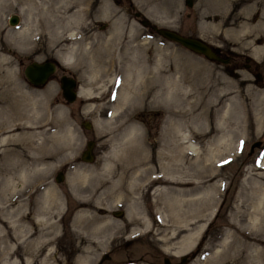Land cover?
Segmentation results:
<instances>
[{
	"label": "rangeland",
	"instance_id": "obj_1",
	"mask_svg": "<svg viewBox=\"0 0 264 264\" xmlns=\"http://www.w3.org/2000/svg\"><path fill=\"white\" fill-rule=\"evenodd\" d=\"M132 4L158 25L200 36L221 54L232 50L250 57L251 68L246 69L240 57L238 66L230 71L228 65L164 39L139 22L124 26V17L131 20L132 11L106 1L93 8L89 0H34L32 10L38 19L37 31H32L34 41L19 49L7 33L20 29L25 11L19 8L26 7V1L0 0V54L5 53L9 61L0 96L5 99V110L10 108L0 112V135L19 133V138L0 142V264H40L46 256L50 264H163V256L169 257V264H181L183 254L188 259L182 264H229L244 240L248 247L235 264H264V228L242 229L233 222L234 208L242 189L249 185V174L264 172L258 168L264 165V0H257L256 5L237 0H191L190 5L185 0H133ZM42 8L47 9L45 14L40 13ZM92 11L108 21L106 28L85 21ZM12 13L18 16L14 25L8 23ZM258 46L262 48L255 50ZM48 58L57 63L50 79L39 86L29 84L23 66ZM256 72L261 74L260 80ZM61 73L74 76L79 87L90 88L99 96L91 100L78 95L71 102L65 101L58 81ZM136 81L135 89L132 85ZM110 88L119 91L118 95H110ZM171 117L177 122L178 138L172 135L173 141H168ZM82 120L91 126L83 128ZM8 122L9 127L5 126ZM133 124L139 135L129 140L127 130ZM36 131L47 133L43 135L46 142L30 151L22 140ZM31 136L38 145L37 134ZM85 136L96 141L91 162L79 159ZM256 140L259 145L250 150ZM174 141L181 172L176 174L179 183L170 187L198 184L202 193L214 194L197 223L200 229L196 237L185 250L183 236L194 229L169 239L172 223L164 222L165 228L158 232V221H151L150 229L131 233L134 225L128 215L133 207L131 199L137 198L148 220L155 211L165 217L164 195L155 191L163 184L151 179L163 175V166L171 162L169 156L175 151L168 143ZM19 153L22 163L11 166L13 160L21 158ZM46 154L50 163L39 170L41 165L34 161ZM132 155L144 160L143 171L137 175L138 187L127 198L101 194L104 184L117 179L115 168ZM59 169H64V177L58 182L54 175ZM214 184L218 186L215 190ZM48 187L58 195L62 208L51 210L56 231L45 241L37 238L44 230H37L31 219L33 232L28 235L24 231L26 223H22V210L17 208L27 200L22 209L31 212ZM74 190L82 199L74 196ZM83 204L96 211L98 220L78 231L73 220ZM113 210H121V214L115 216ZM237 217L241 218L240 213ZM233 231L236 242L233 249H227L224 243L230 242ZM104 252L108 259L101 258Z\"/></svg>",
	"mask_w": 264,
	"mask_h": 264
},
{
	"label": "bare ground",
	"instance_id": "obj_2",
	"mask_svg": "<svg viewBox=\"0 0 264 264\" xmlns=\"http://www.w3.org/2000/svg\"><path fill=\"white\" fill-rule=\"evenodd\" d=\"M25 1L27 4L26 7H20L19 8L22 11H25L24 15H23L24 21L20 25V29L15 31V32L14 31H8V33H7L8 40H11L16 45V47L19 49L26 47L29 43L34 41L33 40V37H34L33 34L34 33L32 31L36 28L35 22H38V19L35 18V16H34L37 14V12L32 10V8L34 7V0H25ZM22 2H24V1H22ZM18 4H19V2H18ZM36 4H37V2H36ZM46 10L44 8H42V10L40 9V13L43 14V12H44V14H45ZM39 16L42 17L41 15H39ZM48 29H50V28H48ZM51 32H52V30H51ZM259 48H262V46L256 47L255 50H257ZM69 50H70L69 53H72V50L71 49H69ZM61 61H63V63L66 62L62 58H61ZM7 62H9V61H8L5 53L0 54V87L3 86V84H5V82L7 80V78H6L7 77V71H9V70H7V66H6ZM137 82L138 81H136V83L132 85L135 89H136ZM124 91L125 90H123L121 93L126 94V91L125 92ZM77 93L81 97L85 96V95L89 96L92 93V90L90 88L80 86L78 88ZM176 93L173 94V98H174V100L178 101V96ZM163 97L166 98V95L165 96L163 95ZM161 98H162V95H161ZM3 100H5V99L1 95L0 96V112H4V111H8V110L10 111L9 106H6L7 110H5L6 108L2 106L4 104ZM164 102H166V101H164ZM176 107H178V106H176ZM179 113L176 112V114H179ZM1 114H0V118H1ZM173 120H174L173 117L169 118V124L167 127L168 141H170V139L173 141L172 135L176 136L178 138L177 122L176 121L174 122ZM25 122H26V120H25ZM95 122L97 125L99 121L96 120ZM23 123L24 122H22V124ZM6 125H8V127H9L10 122L6 123L5 126ZM11 125H12V122H11ZM12 126H14V125H12ZM8 127H6V128H8ZM43 132H45V131H36L33 133L31 132V135L37 134V136H35V137H38V139H39L38 145L34 144L32 142V139H31L32 136L30 135V136L26 137L24 140H22V143L24 144V148L29 149L30 151L38 150L41 147V145L45 144V142H46V138L43 135H46L47 133L43 134ZM137 134L139 135L137 126L135 124L131 125L130 128L127 130L128 139L129 138L134 139V136H137ZM18 136H19V133H14L12 135H10V134L0 135V142L6 141L9 138H17ZM175 141L168 143V145L169 144L172 145L171 147H173L175 154H172L171 156H169V160L171 162H169L163 166V170H164L163 175H161L160 177H158L156 179H151V181H153V182H156V183L158 182V183L163 184V186H158L155 189V191L160 192V193H162V195H164L163 210L166 212L165 217H164V215L162 216L160 214V212L155 211L153 214L152 213L149 214L150 219L148 220V217H145L143 215L141 208L139 206L140 205L139 200L137 198L131 199V204L133 207L131 208V210H129L128 215H129L130 223H132L134 225V227L131 230V233H134L135 230H140L141 228H145L147 230L150 229V227H151L150 222L151 221L152 222L158 221L157 222L158 225L155 228V231H158V232L162 227H164V224H165L164 222L170 221L172 223V226L170 228V233L167 234V235H169L168 236L169 239L177 237L180 233L185 232V230H186V232H190L191 229H194V232H190V233L185 234L183 236L184 237L183 241H185V244H183L182 250H185V249L189 248L193 239L196 237V231L200 229V227L197 226V223L202 220V218L204 216L203 212L205 211L206 208H208L209 202H210L211 198H213L212 196L214 194L212 195V192L210 194H209V192H203L202 193L200 191V185H198V184H194L193 186H190L189 188H187V187L175 188L174 186H173V188L170 187L171 183H177L179 181L180 177H179V175H176V174L177 173L180 174V172H181L180 165L177 162L178 145H177V142H175ZM29 150H27V151H29ZM10 151H12V150H10ZM19 155L21 158H18L17 160H13L11 162V166L16 167L17 164L22 163L24 158L22 159L21 153H19ZM34 162L41 165V167H39V170H43L46 168L44 163H47V164L50 163V157L47 154L46 155H40V156L36 157ZM143 163H144L143 158L137 157V156L135 157V155L130 160H126L124 164H121L120 166L115 168L116 169L115 171L117 174V179H115L113 181L111 179V181H108V184H104V186L105 185L106 186L104 187V189L102 188L103 189L102 191L100 190L101 191L100 193L104 194V195L111 196L112 198L113 197L116 198L118 196L127 198V196L131 192H133L136 187H138L137 175L139 172H141L142 169L140 167L142 166ZM9 165H10V163H9ZM259 167L261 169H264V165L258 166V168ZM20 168H21V166H20ZM24 169H25V167H24ZM23 171H25V170H23ZM111 173H112V171H111ZM258 174L259 175H252L251 173L249 174V177H248L250 179L248 181L249 185L245 186L244 189H242V197L240 200H238V202L234 208L235 212H234L233 222L236 223L242 229L253 228L257 231V230H261L264 228V172L261 171ZM77 175H79V172H77ZM80 176L82 177V175H80ZM127 177H128V179H127ZM23 178H24V176H23ZM86 179H87V177H86ZM96 181H97V179H96ZM93 182H95V180ZM94 184H96V183H94ZM217 187L218 186L214 184L212 186V189L215 190V189H217ZM114 188H116V190H113ZM51 189H52L51 187L45 188L44 192H42L41 197L37 200V205L33 208V210L31 212L30 211L29 212L23 211V209H25L23 206L25 205V202H27V200L25 202H23V201L20 202V205L17 208L18 210L23 211V212L21 211V215L19 218L22 219V223L23 222L26 223V224H24L25 226H23L24 231L25 230L28 231L27 232L28 235H30L33 232V230H30L32 228L29 227V220L31 219L37 230H41V231L44 230L39 234L37 233L38 234L37 238H41V240L44 239L45 241L50 239L56 231V221L52 219V216H53L52 212L54 210L53 211H51V210L54 208L57 210H61V208H62L61 200L59 199L58 195L51 192ZM76 189H78V188H76ZM114 191H117L118 195L114 194L113 193ZM213 193H214V191H213ZM74 196L75 197L77 196V198L79 197L78 199H82V195H80V193L78 194V191H76V190H74ZM105 197H107V196H105ZM9 201L10 200H8V202ZM84 202H85V200H84ZM22 207H23V209H22ZM93 212H94V210H93ZM93 212L90 210V207L83 204V206L80 209H78L77 212L75 213V217L73 220V228L75 230H78V231L88 229L90 223H92L91 225H93L98 220L97 216L94 214L96 211L94 213ZM238 213H240V216H241V218H239V219L237 217ZM13 222H14V220H13ZM94 227H96V226L94 225ZM92 232H94V231H92ZM246 232H248V231H246ZM235 234H236V231H233L230 234V239H231L230 242H228L226 244L224 243V246L227 249H233L234 248V243L236 242V240L234 238ZM92 235L96 236V234H94V233H92ZM167 235H164V236H167ZM181 235L182 234H180V236ZM165 238H167V237H165ZM246 239H248V238H246ZM36 245H37V243H36ZM247 245H248L247 240H244L240 244V248L238 250H236V252L238 254L232 255V258H231L232 261L229 264H235L237 261V257H239V256L242 257V255L245 253V249H246ZM46 257L42 258L40 264H50L47 261ZM223 264H225V263H223Z\"/></svg>",
	"mask_w": 264,
	"mask_h": 264
},
{
	"label": "water",
	"instance_id": "obj_3",
	"mask_svg": "<svg viewBox=\"0 0 264 264\" xmlns=\"http://www.w3.org/2000/svg\"><path fill=\"white\" fill-rule=\"evenodd\" d=\"M187 3H190V0H187ZM138 12H135V15H138ZM18 21V16L16 14H11L8 18L9 24H16ZM142 24L150 23L148 20H142ZM152 30L157 32L161 37L176 42L179 45L183 46L184 48L197 53L199 55L204 56L209 60H213L220 63H226L228 61V56L221 55L217 52L215 47H213L210 43L205 41L199 36H192L187 34L179 33L178 31L166 27V26H159L156 24L150 25ZM55 63L52 60H31L26 63L23 67V75L26 80L32 85H41L45 83L51 74L55 70ZM59 86L61 89V94L63 98L70 102L75 98V79L71 75L68 74H61L59 76ZM84 127H88L89 123L84 122ZM260 141L256 140L250 145V150H252L253 146L259 145ZM92 146V140H87L85 147L80 152V159L83 161H91L93 159V153L90 151ZM63 178V173L59 170L56 172L55 180L60 181ZM112 214L115 216H119L121 214V210H113ZM102 259L109 258V254L104 252L101 255ZM188 259L187 254H183L179 257V263H185ZM170 259L168 256L162 257L163 264H169Z\"/></svg>",
	"mask_w": 264,
	"mask_h": 264
},
{
	"label": "flooded vegetation",
	"instance_id": "obj_4",
	"mask_svg": "<svg viewBox=\"0 0 264 264\" xmlns=\"http://www.w3.org/2000/svg\"><path fill=\"white\" fill-rule=\"evenodd\" d=\"M90 1V3H91V5H92V7L94 8H96V7H98V6H100L101 5V3L102 2H104V1H106L107 3H111V4H114V5H119V6H126V7H128L131 11H132V15H130V17H132V19L131 20H128L127 18L128 17H124V18H126V20H125V22H122L123 23V25L125 26V25H127L128 27H130L131 26V24H134L135 22H139L140 24H141V21L142 20H145V19H147V20H150L148 17H146V16H144L141 12L138 14V15H135V12L137 11L136 10V8H134V6H133V4H132V1L133 0H89ZM237 1H239V2H241V4L242 3H252V5H256V1L257 0H237ZM185 3L187 4V0H185ZM190 4H191V1H190ZM189 4V5H190ZM188 5V4H187ZM257 7V6H256ZM257 10V8H254V11H256ZM117 17H119V16H117ZM103 18V16H99V15H97L96 14V12H94V11H92L90 14H87L86 16H85V21L88 23V22H90V23H94L95 24V26H97L98 28H106L107 27V24H108V21L106 22V21H104V20H101ZM115 19L116 17H111V16H107V19ZM118 22H120V21H118ZM151 22H153L152 20H151ZM142 25V24H141ZM151 23H147V24H145V25H142L143 27H145V28H149L150 29V31L152 32V33H154V34H156V35H158L155 31H153L152 29H151ZM89 27V26H88ZM243 33H245V34H250V33H252V32H247V31H245V32H243ZM218 49V48H217ZM218 51L221 53V51L218 49ZM225 55L226 56H228L229 57V59H228V61H227V63H225V65H228V68H229V70L230 71H234L235 70V68L238 66V63H239V58L240 57H243V65H244V67L246 68V69H249V68H251V65H252V61H251V59H250V57H248V56H246V55H244V56H239L238 54H236L235 52H233L232 50H230L228 53H225ZM56 63V62H55ZM56 66H57V63H56ZM256 76H257V78H258V80H260L261 79V74L259 73V72H256ZM77 86H78V83H77V81H76V85H75V90H77ZM118 86V85H117ZM111 89V88H110ZM107 92H108V90H107ZM109 92H110V95L113 93V92H115V91H112V89L111 90H109ZM117 93H119V91H116L115 92V94H113V96L115 97V96H117L118 94ZM78 96V95H77ZM76 96V97H77ZM99 95H97V94H94V93H91L89 96L88 95H85L84 97L85 98H88V99H91V100H94L95 98H93V97H98ZM102 96H106V95H102ZM75 97V98H76ZM81 100V99H80ZM82 102L81 103H83V100H81ZM83 121H86V120H82L81 121V125L83 126ZM88 122V121H87ZM89 123V126H88V128L91 126V124H90V122H88ZM87 128V129H88ZM86 129V128H85ZM89 139H91L92 140V146H91V149H90V151L91 152H93L94 153V155H95V152H94V145H95V139H94V137H88V136H85L84 137V145L86 144V142H87V140H89ZM63 173H64V169H62L61 170ZM54 178H55V175H54Z\"/></svg>",
	"mask_w": 264,
	"mask_h": 264
}]
</instances>
